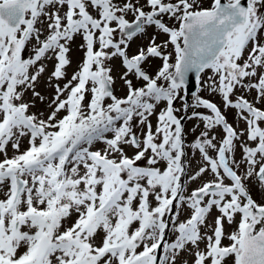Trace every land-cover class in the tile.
I'll list each match as a JSON object with an SVG mask.
<instances>
[{
  "label": "snow or ice",
  "instance_id": "obj_1",
  "mask_svg": "<svg viewBox=\"0 0 264 264\" xmlns=\"http://www.w3.org/2000/svg\"><path fill=\"white\" fill-rule=\"evenodd\" d=\"M0 264H264V0H0Z\"/></svg>",
  "mask_w": 264,
  "mask_h": 264
},
{
  "label": "rangeland",
  "instance_id": "obj_2",
  "mask_svg": "<svg viewBox=\"0 0 264 264\" xmlns=\"http://www.w3.org/2000/svg\"><path fill=\"white\" fill-rule=\"evenodd\" d=\"M130 19H131V18H130ZM137 43H139V41H137ZM132 47H133V49H134V48H135V44H133ZM78 55H79V54L76 53V52L73 53L74 58L77 57ZM74 66H75V65H74ZM69 72H71V69H69ZM117 94H118V95L120 94V93H119V89L117 90Z\"/></svg>",
  "mask_w": 264,
  "mask_h": 264
},
{
  "label": "water",
  "instance_id": "obj_3",
  "mask_svg": "<svg viewBox=\"0 0 264 264\" xmlns=\"http://www.w3.org/2000/svg\"><path fill=\"white\" fill-rule=\"evenodd\" d=\"M242 2H246V0H242Z\"/></svg>",
  "mask_w": 264,
  "mask_h": 264
}]
</instances>
